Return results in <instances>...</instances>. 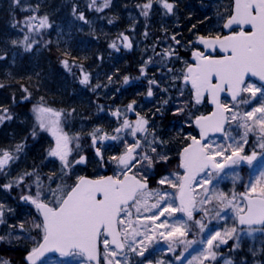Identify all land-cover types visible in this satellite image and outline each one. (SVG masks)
<instances>
[{"label": "snow or ice", "instance_id": "6c2138e0", "mask_svg": "<svg viewBox=\"0 0 264 264\" xmlns=\"http://www.w3.org/2000/svg\"><path fill=\"white\" fill-rule=\"evenodd\" d=\"M15 2L19 4L20 0ZM159 2L168 13L173 12V3H169L168 0H159ZM95 4L96 0H92L90 7ZM109 4L110 0H104L103 6L96 10L102 11ZM151 7L152 0H148L142 5V14L147 16ZM79 18L84 19L82 13ZM34 20H36L35 16H28L22 23L32 31L35 30L32 23ZM233 25L239 26L240 30H232L228 35L197 38L196 42L203 45L205 49L219 48L223 55L217 57L194 51L192 52L194 62L185 61L186 69L182 71L183 81L191 85L195 104H200L207 95L210 103L215 105V110L209 115L196 117L195 124L200 129V138L190 137L191 142L182 149L178 157V168L183 170V174L169 173L157 181L159 185L167 184L176 189L175 199L173 194L167 191L149 188L148 174L152 172L156 164L167 163L170 157L157 151V147L163 146L165 141L159 140L154 132L152 140L147 139L149 122L139 113H136L135 124L124 119L121 126L115 129L117 135L109 136L106 133L100 135L99 128L89 134L97 163L102 167L106 163L101 151L105 141L124 142L119 134L125 130L133 137L137 133H145L142 139H137L132 144L125 142L124 151L109 158L118 171L114 175L99 176L94 179L79 175L72 184H68L66 178L71 179L75 167L88 163L85 155H80L78 159H70L74 151L70 145L73 140L79 141V136L71 137L63 131L60 126L62 112L45 106L43 97L40 103L33 106L32 110L38 127L49 132L55 140V145L49 148L47 155L56 157L61 162L62 183H56L55 187H52L51 185L55 183V174H53L48 177L50 183L44 189L37 178L35 195L21 197L22 200L35 206L40 217L39 222H34L33 227L42 234V238L38 246L33 247L25 257L29 264H37V261H40L41 257L48 252H58L61 257L79 256L84 264H91V262L100 264L101 242L105 264H121L119 257L123 255L126 245L129 251L143 257L148 250V245L156 238L168 241L169 251H174V246L178 244L185 245V251L193 244H206L204 250L188 261V264H205V261L209 259L216 260L217 253L214 248H218L220 244H227L228 239H235L233 247L238 249L241 239L239 232H243L244 229H239L238 232L235 224L232 227H225L222 231H209L200 241L187 239L190 232L187 221L193 220L198 195L201 196L199 210L205 216L209 215V209L204 205L212 203L214 196L221 205L220 211L215 214L220 220L225 218L221 214L224 209L231 208L234 220L239 225H246L249 235L256 231L264 232V0H233L231 12L223 28L231 29ZM38 27H50L47 16L39 19ZM121 36L125 41L124 47L130 48L129 38L123 33ZM28 39V36H25L26 50L32 47L31 43H27ZM171 39L179 43L175 36ZM13 43L17 42L13 41ZM110 46L116 47L115 44ZM157 55L171 58L176 53L164 50ZM148 62H151V58ZM61 63L65 69L71 71L68 60H62ZM144 71L142 67L141 73L143 74ZM252 77L257 78V81L250 82ZM109 79L111 80V77ZM128 81L129 78L125 77L124 82L128 83ZM80 83L88 84L89 75L82 73ZM149 83L155 84L156 81L152 80ZM2 87L4 85L0 84V88ZM24 91L27 92V88ZM221 93L230 94L233 101L231 107L221 103ZM245 93L249 94L247 98L242 95ZM147 95L149 97L153 95L151 87ZM257 100L259 106L252 107L250 111L243 113L234 111L241 104L250 105ZM134 104L135 101L127 105L126 110L134 111ZM178 111L183 112L184 109L180 108ZM113 115L120 116L121 113L117 110ZM229 118L232 122H236L238 128L243 129L242 133H238L239 140L225 131V125L230 122ZM10 119L12 115L9 110L0 107V123ZM254 132L257 134V147L260 151L253 150L251 154H244L248 136ZM209 133H223L226 143L220 144L210 139L206 141L205 138ZM32 135L35 136L36 132L33 131ZM98 144L100 146H97ZM22 147L18 144L16 151H21ZM79 147L77 143L76 148L79 149ZM15 158L8 150H0V171H3ZM258 158L259 175L254 180H249L246 191L240 193L239 197L236 193H232L231 197L223 192L210 194L211 190L207 186L215 177L225 172V169H232L241 164L253 166ZM201 174H203L202 178L198 179ZM24 175L31 176L33 173ZM23 179L24 176H21L16 183L19 184ZM194 184L201 187L202 195L194 191ZM12 186V183H8L2 187L10 189ZM177 200L178 203H176ZM150 201L155 202L150 203ZM2 208L3 205H0V217L3 216ZM133 208L135 220H133ZM177 213H183L187 221L177 220L175 218ZM170 219L172 223H169ZM2 222L0 220V223ZM194 223L201 233L205 232L207 225L202 220H195ZM254 225L261 227L255 228ZM20 228L23 230V224ZM101 237H103L102 241ZM137 237L142 239L137 240ZM3 239L4 237L0 236V240ZM145 241L148 243L146 244ZM137 244L140 246L139 250L135 247ZM253 255H255L254 252ZM181 256H177L176 259L180 260ZM2 264H10V262L3 261ZM157 264H163V261H157ZM225 264H233V261L226 260Z\"/></svg>", "mask_w": 264, "mask_h": 264}, {"label": "trees", "instance_id": "16d2710c", "mask_svg": "<svg viewBox=\"0 0 264 264\" xmlns=\"http://www.w3.org/2000/svg\"><path fill=\"white\" fill-rule=\"evenodd\" d=\"M213 1L168 0L169 3L174 4L173 12L168 13L159 0H152V7L148 15L145 16L142 14V5L148 0H110L109 6L103 8L102 11L96 9L103 6L104 0H100L94 8L89 7L90 0H20L19 4L15 0H0V57H3L0 59V84L4 85L0 88V107L7 108L12 115V119L0 123V150H9L16 154L14 162L11 165L8 164V170L10 166L15 169V172H10V174L27 172L37 167H42V170L44 168L51 173L54 172L48 169L50 160H48L47 155L52 146L53 137L49 132H43L38 128L36 116L32 110L34 105L41 102V97H43L45 106L62 112L60 120L68 130L70 129L69 124L72 128L76 127L77 129L79 124L83 122L81 118L83 116L88 117L84 125L86 131L84 133L86 134L80 138L82 139L81 142L85 143L83 147L87 149L84 151L83 148V151L86 152L84 155H88L90 159L93 157L94 163H97L95 153L88 149L91 147L89 134L99 128L101 130L100 135L105 133L109 136L117 135L115 129L121 126L124 119H128L133 124L137 120L135 110L127 111V105L135 101L133 105L135 108L143 101L148 102L150 106L159 102L157 97L161 98L160 93L164 91L159 85L160 83H157V77H162L160 80L163 84L165 78L171 77L169 70L172 69L173 65L178 67L179 62L178 59L157 54L167 50L166 41L168 39L171 43L175 42L171 39L173 36L178 41H187L188 38L195 39L201 35H215L217 30L210 29V24L213 21L210 12ZM229 3L232 6V0H229ZM81 13L84 16L83 20L79 18ZM102 15L105 16L104 20L94 22L96 18L100 19L99 17ZM28 16L36 17V20L32 21L35 30L30 31L22 23ZM44 16L48 17L50 27L39 28V19ZM88 23H92L90 31L88 27L82 31L78 30L79 25L87 26ZM57 25L66 28L72 25L69 28L71 29V37L78 36L77 38H80V35L86 33L84 44L82 47L79 46L80 53L55 43ZM121 33L136 42L143 40L140 50H122L118 54L112 52L110 44L120 37ZM25 36L29 38L27 43L32 44L30 50L25 49ZM13 41L17 43L14 44ZM169 48L168 51H172V48ZM35 50L36 52H34ZM64 57L78 62L83 67L84 72L90 73V76L98 69L103 68L101 70L103 75L100 81L96 83L102 88H106L105 92L109 91L110 82H119H117L119 85L117 84L115 88L110 90L112 93L110 100L99 99L102 108L101 113H99L100 109L97 108V112L90 114L92 109L87 104L89 105L91 99L85 95H79L78 87L74 83L77 77L71 79L59 64L61 58ZM150 58L151 62H148ZM31 60L34 61L33 65ZM32 67H35V70L29 72ZM142 67L145 69L143 74L141 73ZM82 71L80 68L75 71L79 81L82 79ZM111 73L113 74L110 76V80L108 76ZM54 74L70 78L69 81L74 87L72 94H70L66 83L59 82L57 84V81L61 80L56 79ZM125 77H128L129 81L124 86ZM152 80L156 81L155 87L149 85V81ZM150 87H152L153 95L149 97L147 93ZM25 88H27V92L24 91ZM27 93H29L30 98L23 101ZM153 109L151 108L150 111ZM117 110L120 111V116L113 115ZM162 110H164V116L160 120L158 119L160 127L156 128L154 133L159 140H163L165 143L163 146L157 147L158 152L168 150L172 143L173 132L171 128L180 125L178 124L180 121L174 119L179 113L171 111L169 107L162 108ZM173 114H175L174 117ZM156 117L158 118L157 115ZM68 119L70 123L67 122ZM68 130H66L67 133ZM33 131L36 132L35 136L32 135ZM190 131L195 132L193 127H190ZM125 132L128 131L125 130ZM136 136L141 139L143 134L137 133ZM152 138L150 136L148 140H152ZM253 140L254 137L247 144L248 152L252 149H258ZM108 141L114 142V140ZM18 144L23 146L19 152L16 151ZM103 154L106 157L104 152ZM178 157L179 155L176 156V164ZM167 166L168 162L156 164L155 171L160 173L164 167L167 169ZM101 169L102 167L99 170ZM84 174H95L92 164L86 168ZM57 176H60V171ZM68 180L66 179V182ZM74 181L73 177L72 183ZM15 203L14 198L5 194L0 188V205H3L1 220H4L3 225L12 226L13 229L20 221H17L18 218H11V213L16 214L15 216L19 217L22 223L26 220L25 216L21 214V209ZM30 208L33 214L31 213L28 217L38 219L39 216L35 207L31 206ZM3 225L2 227H4ZM36 245L37 242L29 244L21 240L14 241L11 238L5 246L0 248V263L1 257H10L21 264H26L24 261L25 254Z\"/></svg>", "mask_w": 264, "mask_h": 264}, {"label": "rangeland", "instance_id": "374dc122", "mask_svg": "<svg viewBox=\"0 0 264 264\" xmlns=\"http://www.w3.org/2000/svg\"><path fill=\"white\" fill-rule=\"evenodd\" d=\"M99 1L100 0H96L95 6L98 4ZM91 4H92V0H90V5ZM95 6L91 8H94ZM231 9H232V6L229 3V0H214L213 1L211 5V9H210V12L213 16V21L210 24V29L217 30L215 35H220L222 33L221 30H222L223 23L227 20L229 13L231 12ZM99 18L100 19L96 18L94 22L96 20L97 21L104 20L105 16L102 15ZM57 26H58V29H57L58 31L56 34V39H54L57 45H64V47L69 50L72 49V47L74 46L78 48L79 46L82 47L83 43L80 39H78L77 37L73 38L70 36L71 29L69 28L72 27V25L68 26L67 28L61 25H57ZM85 27H88L90 31V28H92V23H88L87 26L79 25L78 30L82 31V29H84ZM168 40L166 41L167 46H168L166 49L168 50L170 49L169 47H171L172 51H175L176 55L172 56L171 58L178 59L179 64L177 65L178 67H175L172 63L173 65L172 69L169 70L171 77L169 76L165 78L163 80V84H162V81L160 80V78L162 77L161 76L157 77V83L158 84L160 83L159 85L162 86L163 91L166 93L164 92L160 93L161 98L157 97L159 102H157L156 105L150 106L148 102L143 101V103L137 105L134 108V110H135V113H139L141 117L148 118L149 120L150 125L148 127L147 139L150 136H152V133L154 132V130H156V128L160 127V122L158 121V119L160 120V118L164 116L163 115L164 110H162V108L166 109L169 107L171 108V111H174V112L176 111L177 113H179V115H177V117H175L174 119L175 120L178 119V121H180L178 124L180 125H176L171 128L173 132L172 137H171L172 143L170 144V147L168 148L167 151H160L166 154L168 157H170V159L168 160V166H167L168 168L165 169L166 167H164L163 170L160 173H158L157 170L155 171V166H154L152 172L148 174V177L151 176V177H154L155 179L154 184L152 185L150 189L159 188L162 191H167L173 194V199H175L176 189L169 187L167 184L159 185L157 181L162 176L168 175L169 173L179 172L180 174H183L182 170L178 168V163L176 164V156L179 154V151L182 148L183 143H185V141L186 142L189 141L190 137L193 136L190 131V126H193V120L195 116H197L198 114H204V113L209 112V107H208L209 105H207V103H205L204 101H202L200 104H195L193 92L191 88L187 84L184 83L183 76H182V71L186 69L185 61L189 63V56L192 55V52L199 49L198 43L196 42L197 37L195 39L188 38L187 41L181 40L179 41L178 44L176 42L171 43ZM132 42L134 44L133 49L140 50V48L142 47V42L144 41L142 40V41L136 42L132 40ZM140 42H141V45H140ZM124 43L125 42L123 41V39H121V36L118 37L116 40H114L110 44V45L112 44L116 45L115 48L111 47V51L116 54L121 53V50L130 51L131 50L130 48L124 47ZM34 52H36V50ZM62 60H68L69 65L71 67V71H68L67 69H65V67L61 63ZM59 64L64 70V72L68 76H70L71 79L74 77H77V79L74 80V83L78 87L79 95H85L87 98L91 99V102L89 103V105L87 104V106L94 111L91 110L90 114L97 112L98 111L96 110L97 108L100 109L99 113H101L100 111H102V108H101V104L99 103V99L102 98L104 100H110L112 98L111 92L110 93L108 91L105 92L106 88L104 87L102 88V86L96 83L100 81L103 75V72L101 71L103 70V68H100L98 70L95 69L98 72L95 71V73L90 76V73L84 72L83 67L78 62L73 61L70 58H66V57L61 58V60L59 61ZM78 68L82 69L83 73H86L89 75L88 84L80 83L79 78L75 72L76 70H78ZM161 68H166V67H161ZM250 82H256V81L250 80ZM97 85H99V87H97ZM151 85H154L155 87L156 83L151 84ZM27 94L24 97L26 96L29 97V93ZM248 95L249 94L245 93L244 97L247 98ZM190 96L192 100L191 98H189ZM24 100L26 101L28 99L23 98V101ZM165 101H167V103H164ZM192 104L194 106H192ZM224 104L231 107L233 102L228 99H225ZM257 106H259L258 100L254 101L250 105L241 104L239 108L234 109V111H239L240 113H243L244 111H250L252 107H257ZM151 108H154L153 111H150ZM180 108H183L184 111L183 112L178 111V109ZM156 115L158 116V118L156 117ZM172 116L174 117L175 114H173ZM81 120L83 122L79 124V127L77 129L76 127L72 128L69 124L68 127H70V129L68 130V128H65L64 123L63 125H62V122L60 124L64 132L68 130L69 134L67 132L66 133L69 136L71 137H75L77 135L79 136V141L73 140L72 144L70 145V147L74 149L73 155L70 157V159H78L80 155L86 154V152L84 151H86L87 149L83 147L85 143L83 141L81 142L82 139L80 137L83 134H86L84 133L86 132L84 125H85V121L87 122L88 117L83 116ZM67 122L70 123L69 119ZM43 132H45V130H43ZM227 132H230L231 135L235 136L236 139L239 140L240 135H238V133H242L243 129L238 128L236 122H232L230 120L229 125L227 127ZM119 135L122 137L124 142H122L121 140H116L114 142L106 141L103 144V147H101V151L104 152L106 155L105 158L108 159V162L106 163L108 169L106 171H108L109 173H113V174H115L118 171V169L116 168L115 164L109 161V158L114 155H119L120 153H122L126 147V143L132 144L135 142V140L138 139L137 136L133 137L131 134H129V132H125V131L123 132V134H119ZM144 136H145V133L143 134V137ZM252 137H254L253 141L255 142L257 146L258 141L256 142L257 134L255 132L249 134L248 143L250 142V139ZM210 140L216 143H220V144L226 143L223 136L213 137ZM51 142H52L51 147H53L55 145L54 138L51 140ZM77 143H79L80 145L79 149L76 148ZM88 149L94 152V149L92 147H89ZM253 150L260 151L259 148L252 149L251 151ZM9 152H11L14 155V157H16L15 156L16 154L13 151H9ZM244 154H250V152L247 151V145L245 146ZM85 156H87L88 158V163L86 165H77L75 167V169L72 171L71 179L67 181L68 184L72 183L73 177L75 179L76 176L83 175V173L86 171V168L90 166V164H92V167L95 170L94 175H99V176L102 175L103 173L102 169L99 170L101 166L98 163H94L93 157L92 159H90L88 155H85ZM14 160L9 162V164L11 165L14 162ZM48 160H50V165L48 166V169L53 170L54 171L53 173L46 171L44 168L42 170V167H37L27 172L10 174V172H15V169L10 166V169L8 170L7 168L9 167V165L6 166L2 172H0V183H1L0 188L3 190L5 194H8L14 198L16 202L15 204L19 206V208L21 209V214H23L26 219L25 222L22 223V220L19 217L15 216L16 214L11 213V218H18L17 221H20L19 224L15 225L16 226L15 229H13L12 226H9V225H3L4 220L2 223H0V232H1L0 236L4 237L3 240H0V248L5 246L7 244V241H10L11 238H13L14 241L21 240L22 242H28L29 244H34L36 242L38 244L39 241L41 240L42 234L33 227L34 222H39L40 217L38 219L35 217H28V215H31V213L33 214V211L31 210L30 207L34 205H32L28 201L22 200L21 197L24 195H33V196L35 195L36 190H37V187H36L37 178H39V183L44 189H46L49 186L50 181L48 177L52 176L55 173H56L55 183H53L51 186L55 187L56 183H62V181L60 180V176L59 177L57 176L61 168L60 166L61 162L56 157L48 156ZM259 162L260 161L258 158V161L254 162L253 166H249L247 164H241V165L234 166V168L232 169H225V172L221 173L219 177H215L212 183L207 186L211 190L210 194L223 192V193L228 194L229 197H231L232 193H236L237 197H239L240 193H243L246 191V188L249 184V180L250 179L254 180L255 177L259 175ZM25 173H33V175L25 176L24 175ZM21 176H24V179L22 182L17 184L16 181H18ZM202 176L203 174L198 179H201ZM237 176L239 177L238 179L236 178ZM8 183H12L13 185L10 189H5L2 187L4 184H8ZM194 190L196 193H199L202 195L200 186L195 184ZM200 199H201V196L198 195L197 196L198 203H197V209L195 210V218L193 217L192 221H187V217L183 213H177L175 217L177 220H185L188 222L190 232H189L187 239L200 241L204 239V237L209 231L211 232H214L217 230L222 231L225 227H232L234 224L237 226L238 232H239V229H244L243 232H239L241 239H240V247L238 249H234L233 247V245L236 242L235 239H228L227 244H220L218 248H214V251H216L217 253L216 260L209 259L205 261V264H225V261L229 259L233 261V264H264V232L256 231V232L251 233V235H249L247 233V226L241 227L234 220V213L232 212L231 208L224 209V211L221 214L224 215L225 218L224 220H220L218 217H216L215 214L217 211H220L221 205L215 199L214 196H213L212 203L204 205V207L209 209V215L205 216L204 213L199 210L201 207L199 204ZM152 202H155V201H150V203ZM176 203H178V200L176 201ZM241 206L243 205L241 204ZM132 212H133V220H135L136 215H135L134 208L132 209ZM161 219H163V217ZM0 220H1V217H0ZM195 220H202L207 225V228L205 229L204 233H201L199 230V227L195 225L194 223ZM7 222L9 223V221ZM172 222L173 221L170 219L169 223H172ZM21 224H23L24 226L23 230H21L20 228ZM2 225L4 227H2ZM253 227L260 228L261 226H253ZM141 239L142 237H137V240H141ZM129 243H131V241H129ZM145 243L147 244L148 242L145 241ZM168 244L169 242L163 238L154 239V241L148 245V250L145 252L143 257L139 256L136 252L129 251L126 245L125 246L126 249L123 252V255L119 257V259L121 260V264H141V262H143V264H157V261H163V264H188V261L192 260L194 256H197L206 247V244L196 243V244H193L191 247H189L187 251H185V245L178 244L174 246V251H169ZM135 247H137V249L139 250L140 246L139 244H137L135 245ZM182 252H183V256H181ZM253 252L255 253V255H253ZM103 253H104V249H103V244H102V254ZM177 256H181L180 260L176 259ZM3 261H9L10 264H21L19 263V261H15L11 259L10 257H1L0 264H2ZM51 262H55V264H84L83 259L79 256L61 257L60 255L58 256L50 255L46 257L45 259H43L38 264H51ZM103 264H105L104 259H103Z\"/></svg>", "mask_w": 264, "mask_h": 264}, {"label": "water", "instance_id": "95a60500", "mask_svg": "<svg viewBox=\"0 0 264 264\" xmlns=\"http://www.w3.org/2000/svg\"><path fill=\"white\" fill-rule=\"evenodd\" d=\"M226 22V21H225ZM246 28H247V26H245ZM239 28V26H237V25H233L232 26V28L231 29H225L224 28V34L223 35H228V34H230V32L232 31V30H235V29H238ZM205 37H210V36H205ZM128 42H130V40L128 41ZM198 45L203 49V51H200V52H205L206 54H208V55H213V54H215V53H219L220 55H223V53L221 52V50L219 49V48H217V49H215V50H212V49H205L204 48V46L203 45H201V44H199L198 43ZM196 51H199V50H196ZM218 57V56H217ZM191 62L193 63L194 61H193V57L191 56ZM251 79H254V80H256L257 81V78H255V77H252ZM188 85H190V84H188ZM191 86V85H190ZM207 97V95L205 96V98ZM229 98L230 100H231V96H230V94H228V93H221V95H220V101H221V103L223 104V99L224 98ZM204 98V99H205ZM208 98V97H207ZM208 103H209V105L212 107V110H211V112L212 111H214L215 110V105H213V104H211L210 103V99L208 98ZM211 112H209V113H207V114H204L205 116L206 115H209ZM201 116V115H200ZM194 125H195V127L197 128V130H198V137H196L197 139H199L200 137H199V132H200V129L196 126V124H195V121H194ZM227 125L228 124H226L225 125V131H226V129H227ZM221 135H223V133H209V135H208V137H206L205 138V140L207 141V140H209V138L210 137H212V136H221ZM191 142V141H190ZM189 142V143H190ZM188 143V144H189ZM187 146V145H186ZM185 146V147H186ZM109 175H113V174H105V175H103V176H109ZM83 176H87L88 178H92V179H94V178H97V177H94V176H89V175H83ZM148 184H149V188H150V186H151V183H150V181H148ZM195 186V184L193 185V187ZM193 217H194V211H193ZM240 226H242V227H244V226H246V225H240ZM254 226H259V225H254ZM102 238L103 237H101V241H102ZM38 246V245H37ZM125 250V249H124ZM124 250H123V252H124ZM29 253V252H28ZM28 253L25 255V257L28 255ZM99 253H100V257H99V261H100V264H102L101 262H102V255H101V243H100V245H99ZM49 255H60L58 252H48V253H46L45 254V256L44 257H41V260L40 261H37V264L38 263H40L45 257H47V256H49ZM24 260H25V262L27 263V264H29V262L24 258ZM92 264H95V262H91Z\"/></svg>", "mask_w": 264, "mask_h": 264}, {"label": "bare ground", "instance_id": "6f19581e", "mask_svg": "<svg viewBox=\"0 0 264 264\" xmlns=\"http://www.w3.org/2000/svg\"><path fill=\"white\" fill-rule=\"evenodd\" d=\"M86 33H83L82 35H80V38H78V39H80L81 41H82V43L84 44V38H86ZM75 37V36H74ZM73 37V38H74ZM78 37V36H77ZM72 49L74 50V52H77V53H80V50H79V48L78 47H72ZM31 63H32V65L34 64V61L33 60H31ZM31 70L29 71V72H32V71H34L35 70V67H32V68H30ZM28 72V73H29ZM29 74H31V73H29ZM56 79L57 78H59L61 81H57V84L59 83V82H63V83H66L67 85H68V87H69V92H70V94H72L73 93V85L71 84V82L69 81L70 80V78L68 77V76H66V77H64V76H59L58 74H54L53 75Z\"/></svg>", "mask_w": 264, "mask_h": 264}, {"label": "flooded vegetation", "instance_id": "af4514ba", "mask_svg": "<svg viewBox=\"0 0 264 264\" xmlns=\"http://www.w3.org/2000/svg\"><path fill=\"white\" fill-rule=\"evenodd\" d=\"M121 39H123V38H121ZM121 52H122V50H121ZM113 73H111L110 75H109V77L112 75ZM114 79H116V78H114ZM118 81H116V82H110V84H109V93L111 92L110 90H112L113 88H115L116 86H117V84L119 83H117ZM123 84H124V86L127 84V83H125V82H123ZM119 85V84H118ZM121 86V85H120ZM192 106H194L193 104H192ZM137 117V116H136ZM145 119H147L148 120V118H145ZM148 122H149V120H148ZM149 123H148V127H149ZM190 127H193V126H190ZM192 133V135L193 136H197V132H191ZM144 134V133H143ZM189 141H187L186 142V144L188 143ZM186 144H184L183 146H182V148L180 149V151H179V153L182 151V149H183V147L186 145ZM97 146H99V144L97 145ZM249 152H251V151H249ZM179 155V154H178ZM105 161H106V163L108 162V159L107 158H105ZM104 164V166H103V172H105L107 169H108V167H107V164ZM105 170V171H104ZM97 173V172H96ZM148 180L150 181V183H151V187H152V185L154 184V181H155V179H154V177H148Z\"/></svg>", "mask_w": 264, "mask_h": 264}]
</instances>
